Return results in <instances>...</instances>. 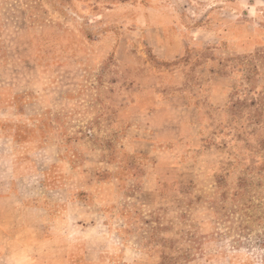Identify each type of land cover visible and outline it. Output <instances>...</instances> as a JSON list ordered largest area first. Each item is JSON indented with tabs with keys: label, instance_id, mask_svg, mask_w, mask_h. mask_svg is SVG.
<instances>
[{
	"label": "rangeland",
	"instance_id": "obj_1",
	"mask_svg": "<svg viewBox=\"0 0 264 264\" xmlns=\"http://www.w3.org/2000/svg\"><path fill=\"white\" fill-rule=\"evenodd\" d=\"M0 180L5 264H264V0H0Z\"/></svg>",
	"mask_w": 264,
	"mask_h": 264
},
{
	"label": "crops",
	"instance_id": "obj_2",
	"mask_svg": "<svg viewBox=\"0 0 264 264\" xmlns=\"http://www.w3.org/2000/svg\"><path fill=\"white\" fill-rule=\"evenodd\" d=\"M163 9H165L164 5H161ZM174 37V36H173ZM171 38H166L163 42L166 47V51L164 52V56H167V58H172L173 56H177L179 54H181L183 52V48H184V40L181 37H175L173 41H171ZM10 183V185H14L17 183L16 180H9L8 181ZM0 183H2V180H0ZM7 196V197H6ZM14 196H12V194H8V195H4L1 196L0 195V216L2 217H9V218H14L15 217V212L18 211L15 205V201L13 199ZM6 202V203H4ZM3 231L2 229H0V235L3 236ZM4 242V238L1 237L0 239V252H2L3 250H9V248H11L9 244H5ZM31 246V245H29ZM4 254V253H1ZM0 254V264H5V258L1 257L3 255ZM31 261H34L33 258H30ZM28 264V263H27ZM35 264H40V260L36 257L35 259ZM42 264H46L44 262H42Z\"/></svg>",
	"mask_w": 264,
	"mask_h": 264
}]
</instances>
